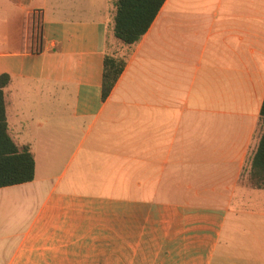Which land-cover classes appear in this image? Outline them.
Masks as SVG:
<instances>
[{
	"label": "crops",
	"instance_id": "crops-1",
	"mask_svg": "<svg viewBox=\"0 0 264 264\" xmlns=\"http://www.w3.org/2000/svg\"><path fill=\"white\" fill-rule=\"evenodd\" d=\"M116 1L0 0L8 132L35 159L0 188V264H264V0H165L133 46Z\"/></svg>",
	"mask_w": 264,
	"mask_h": 264
},
{
	"label": "trees",
	"instance_id": "trees-1",
	"mask_svg": "<svg viewBox=\"0 0 264 264\" xmlns=\"http://www.w3.org/2000/svg\"><path fill=\"white\" fill-rule=\"evenodd\" d=\"M165 0H117L114 35L125 45L133 46L147 32ZM127 57H106L102 94L105 99L117 82ZM8 74L0 75V188L28 183L35 178V159L28 146L18 147L8 132L4 88ZM263 134L252 158L250 181L253 187L264 186V103L261 109Z\"/></svg>",
	"mask_w": 264,
	"mask_h": 264
}]
</instances>
